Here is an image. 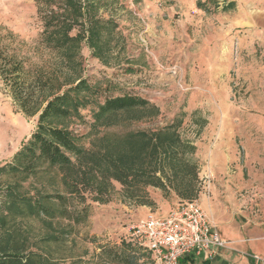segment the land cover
Segmentation results:
<instances>
[{"label":"rangeland","instance_id":"rangeland-1","mask_svg":"<svg viewBox=\"0 0 264 264\" xmlns=\"http://www.w3.org/2000/svg\"><path fill=\"white\" fill-rule=\"evenodd\" d=\"M79 4L83 13L93 5L91 16L111 21L115 30L110 35L102 31L101 44L108 46L101 55L84 38L75 56L64 60L61 51L40 43V35L49 12L68 16L63 12L66 0H0V38L9 32L12 49L28 61L26 68L50 76L48 88L38 96L43 101L39 108L84 79L95 91L93 102L81 111V119L65 121L78 147L88 154L110 152L114 138L171 127L184 147L179 155L197 177L177 168V162L164 169L166 190L121 185L107 176L96 202L92 189L69 194L62 172L40 173L21 182L20 192L51 197L45 204L54 211L62 205L52 195L63 196L70 219L55 215L46 222L8 215L10 231L55 264H117L105 252L122 251L121 243H131V226L150 214L163 217L180 202L197 201L211 223L216 211L221 221L232 222L230 228L240 227L243 242L259 246L264 242V0ZM86 25L85 16L71 35L83 33ZM121 96L143 99L153 109L110 113L96 122L98 106ZM37 116H25L0 80V167L13 163L35 132ZM19 179L6 173L0 176L1 186ZM191 182L196 193L186 198L184 189ZM250 231L255 240L248 238ZM53 236L56 242H42ZM144 261L151 264L149 257Z\"/></svg>","mask_w":264,"mask_h":264},{"label":"trees","instance_id":"trees-1","mask_svg":"<svg viewBox=\"0 0 264 264\" xmlns=\"http://www.w3.org/2000/svg\"><path fill=\"white\" fill-rule=\"evenodd\" d=\"M64 9V13L69 12L66 13L67 17L55 16L53 12H49V21L44 25L40 43H45L43 45L51 51H61L64 60H70L77 53L80 41L85 38L93 53L101 55L108 46L101 44L102 31L106 30L110 35L115 30L111 21L103 23L100 19H95L94 15L91 16L95 9L93 5L83 13L79 0H66ZM84 14L86 30L71 35L74 26H78L79 20L85 17ZM11 36L7 32L0 38V80L25 116L33 117L38 114V118L35 132L14 156L13 163L0 167V176L8 173L13 179L20 177L19 181L5 187L0 182V188L3 187L0 190V264H55L37 251L27 248V241L18 239V235L10 231L7 220L8 215H24L46 222L53 220L55 215L70 219L68 211L63 207V196L52 195V199L62 205L60 211H54L45 204L51 197L41 196L37 191L32 196L20 192L21 182L31 177L36 178L40 173L62 172L61 182L69 194L92 189L96 202L101 201L107 176L121 185L134 184L136 188L139 183L144 187L166 190L162 179L163 175L165 178L164 169L177 162V168L186 169L193 174L194 179L197 177L193 172L194 167L179 155V150L184 147L171 127L155 132L128 134L120 140L114 138L109 143L110 152L88 154L78 147V138L69 130L65 121L70 118L81 119V111L93 102L95 91L86 80L79 78L62 93L53 94L40 109L39 104L43 101L38 96L48 88L50 76L39 69L26 68L28 61L20 58L12 49ZM62 67L61 64L60 68ZM136 109L153 107L147 101L131 96L106 98L93 116L97 122L107 114ZM101 176L103 177L100 178ZM184 190L186 198L195 196L192 182ZM141 191V188L137 189V192ZM49 239L53 242L58 240L53 236L46 237V241L42 242H49ZM120 247L122 251L115 253H112V249L106 250V257L112 263L148 264L144 261L146 258L148 262V254L139 247L132 243H121ZM194 263L191 256L180 261V264ZM201 264H209V261H202Z\"/></svg>","mask_w":264,"mask_h":264},{"label":"built area","instance_id":"built-area-1","mask_svg":"<svg viewBox=\"0 0 264 264\" xmlns=\"http://www.w3.org/2000/svg\"><path fill=\"white\" fill-rule=\"evenodd\" d=\"M130 241L148 254L151 264H180L193 259L212 261L218 250L234 251L223 240L197 201L180 202L163 217L148 215L129 228ZM260 262L258 256H251Z\"/></svg>","mask_w":264,"mask_h":264},{"label":"crops","instance_id":"crops-1","mask_svg":"<svg viewBox=\"0 0 264 264\" xmlns=\"http://www.w3.org/2000/svg\"><path fill=\"white\" fill-rule=\"evenodd\" d=\"M215 226L217 228V231L220 235V237L223 240L226 241H232L233 242V250L234 251H228V250H218L216 252L215 257L212 261H209V264H264V242L261 241L259 246L257 243L254 242H243V233L240 229V227H232L230 228L232 222H225L220 220V215L217 214L216 211H214L212 216ZM254 230V229H251ZM231 231V232H229ZM253 231H250L251 234H248V238L251 240H255L256 235L252 233ZM260 236V235H259ZM237 242H240L238 245H236ZM238 248V249H237ZM249 255H260V262L254 261L247 257V254ZM259 253V254H258ZM194 264H201L202 260L194 259Z\"/></svg>","mask_w":264,"mask_h":264}]
</instances>
